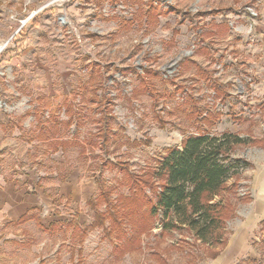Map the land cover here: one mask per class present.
<instances>
[{
  "label": "rangeland",
  "instance_id": "obj_1",
  "mask_svg": "<svg viewBox=\"0 0 264 264\" xmlns=\"http://www.w3.org/2000/svg\"><path fill=\"white\" fill-rule=\"evenodd\" d=\"M263 35L264 0H0V264H264ZM203 131L246 139L227 247L162 215L125 246L127 173Z\"/></svg>",
  "mask_w": 264,
  "mask_h": 264
},
{
  "label": "trees",
  "instance_id": "obj_2",
  "mask_svg": "<svg viewBox=\"0 0 264 264\" xmlns=\"http://www.w3.org/2000/svg\"><path fill=\"white\" fill-rule=\"evenodd\" d=\"M202 73L209 74L205 70H202ZM141 81L146 83L144 79ZM217 86L219 85H214L216 91H219ZM188 94L186 93V96ZM188 108L190 115L192 112L195 115L199 112L195 105H188ZM42 126L40 129L43 132L44 124ZM107 142L108 138L105 137V143ZM245 142L246 139L240 135L231 133L216 135L203 131L190 134L185 137L180 147L168 149L158 160L156 168L147 171L145 176L127 173L132 180L130 193L119 195L114 205L117 206L114 224L120 228L119 234L123 237L121 242L125 244L126 241V222H130L136 231L129 240L138 242L141 233L153 228L155 220L162 215L164 230L178 229L187 232L191 238L185 243H203L209 246L206 256L216 258L222 250L210 246L214 241L220 244L222 249L227 246L229 237L225 236L224 229L236 215L238 208L237 201L226 198L228 193H238L241 176L240 159H234L232 154L235 146ZM232 178L233 181L230 182ZM158 180L160 182H157ZM149 187L155 188L154 194H147ZM216 197L220 199L217 200ZM240 199L247 202L252 198L244 196ZM106 200L111 204L110 197ZM110 215L109 212L108 217ZM29 218L31 212L22 216L19 221ZM261 226L264 232V220L261 221ZM108 233H115L113 226ZM259 245L264 248V239ZM262 253L264 258V250Z\"/></svg>",
  "mask_w": 264,
  "mask_h": 264
},
{
  "label": "crops",
  "instance_id": "obj_3",
  "mask_svg": "<svg viewBox=\"0 0 264 264\" xmlns=\"http://www.w3.org/2000/svg\"><path fill=\"white\" fill-rule=\"evenodd\" d=\"M263 36H264V35H263ZM263 43H264V39H263L262 44H263ZM251 200H253V199H251ZM251 200H250V201H251ZM27 213H29V212H26L25 214H27ZM25 214H23L22 216H24ZM22 216H21V217H22ZM21 217H20L19 219H21ZM263 220H264V219H263ZM18 221H19V220H18ZM11 223L14 224L15 222H14V221H11ZM228 242H229V240H228ZM227 245H228V243H227ZM226 247H227V246H226Z\"/></svg>",
  "mask_w": 264,
  "mask_h": 264
}]
</instances>
